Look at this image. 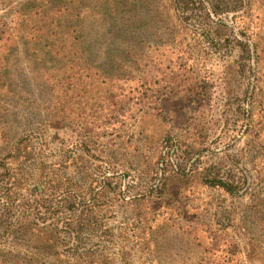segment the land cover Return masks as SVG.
<instances>
[{
	"label": "trees",
	"instance_id": "trees-1",
	"mask_svg": "<svg viewBox=\"0 0 264 264\" xmlns=\"http://www.w3.org/2000/svg\"><path fill=\"white\" fill-rule=\"evenodd\" d=\"M146 1L21 0L9 20L0 24V72L18 70L17 80L12 83H8L5 75L0 76V90L14 93V97L19 92L26 94L31 85L29 80L36 79L35 84L42 94L33 114L39 117L37 111H41L37 123H32L28 113L17 110L19 132L10 137L12 131L7 127L0 129V241L23 232L30 236L28 245L42 252L40 255H53L62 245L59 238V233H62L73 241V245L66 260L60 264H113L110 257L99 253L92 258L95 255L89 249L77 251L78 233L92 226L95 206L82 204L83 196L75 182L60 172L58 165L49 167L42 159V152L47 136L56 139L54 134L50 136L51 130L68 128L73 132L75 141L85 144V138L98 139L106 130L121 126L126 121L132 120L137 126L146 116L171 121L173 115L166 114L165 106L170 111V106L178 109L181 104L192 105L200 94L206 93V80L197 84L193 77L187 75L185 82L192 87L183 94H172L182 84V80L178 79L179 72L190 66L186 62L188 57L186 61L180 60L186 54L185 47L181 46L180 35L166 22L167 19H164V29H168L172 42L169 38L146 39L138 54V64L143 57L146 58L156 74L127 76L120 72L115 57L108 70L93 64L90 52L94 40H104L112 34L113 37L123 38L121 32L119 35L114 32L123 27L126 15L141 11L145 7L143 4L147 5ZM205 1L165 0V5L181 25L191 27L193 33L205 39L211 51L227 54L236 50L231 69L245 79V84L240 96L227 95L224 104L231 106L233 113L239 114L242 132L250 136L249 146L254 152L249 159L245 158L248 168L234 159L235 170H222L209 165L198 175L203 184L228 195L245 192L254 178L264 196V23H260L264 6L258 19L260 25L255 30L248 24L237 29L222 19L217 20L210 30L209 9ZM200 14L202 17L196 22L201 27L195 28L193 18ZM141 35L143 32L138 34V31L131 34L137 45L143 41ZM8 61L11 67L5 65ZM34 62L44 67L39 70L41 73L38 76L28 79L22 70L30 69ZM188 73L192 74V70ZM161 86L167 91L159 96ZM143 104L148 110L141 111ZM177 105L179 107H175ZM174 139L177 136L167 133L163 143H176ZM195 142L196 147L186 146L193 155L202 144L200 139ZM173 150L177 151L176 148ZM31 165H34L32 171L29 170ZM149 170L154 174L158 172L157 161L156 167ZM182 171L165 176L163 172L159 173L157 182L151 186V192L155 194V199L151 201L154 206L136 215L134 231H137L138 242L150 256L154 252L150 232L160 225L157 224L158 218H163L160 216L162 210H158L164 206L160 197L165 193L174 194L176 184H184L188 180L187 172ZM99 192L95 190L93 194ZM76 210L75 217L60 216L62 211L72 214ZM217 221V229H223L228 226L229 218L224 223ZM211 237L209 242L205 241V249L212 254L213 264H227L236 252L235 245L225 242L213 248ZM254 250L252 243H243L244 259L251 262ZM126 254L121 252L122 264H129ZM0 264L21 262L13 257L1 256Z\"/></svg>",
	"mask_w": 264,
	"mask_h": 264
},
{
	"label": "rangeland",
	"instance_id": "rangeland-1",
	"mask_svg": "<svg viewBox=\"0 0 264 264\" xmlns=\"http://www.w3.org/2000/svg\"><path fill=\"white\" fill-rule=\"evenodd\" d=\"M20 1L0 0V24L9 20ZM205 2L209 9L210 30L219 19L237 29L248 24L255 30L260 23H264L262 0ZM146 3L133 16L131 13L126 15L123 27L119 32H114L116 35L121 32L123 38L113 37L112 34L104 40H94L90 52L93 54V64L108 70L109 63L116 58L120 72L127 76L156 74L146 58L143 57L139 64L137 59L146 39L169 38L172 42L168 29H164V19H167L166 22L180 35L181 46L185 47L186 54L180 60L186 61L188 57L186 62L190 66L179 72L178 79L182 80L180 83L183 85L177 86L172 94H183L192 87L185 82L187 75L193 77L197 84L206 80L208 87L205 94H200L197 89L200 96L192 105L175 106L178 109L170 106V111L165 106L166 114L173 115V121L158 120L153 116L144 117L138 126L132 120L126 121L121 126L106 130L98 139L85 138V144L75 141L73 132L68 128L49 131L50 136L54 134L56 139L45 138L42 159L49 167L58 165V170L75 182L83 196L82 204H93L96 210L92 226L78 233L77 239L80 241L76 243L77 251L89 249L95 255L92 258H96L99 253L110 257L113 264H122V251L127 253L129 264H213L212 254L205 249V241L209 242L212 236L213 248L225 242L235 245L236 252L227 264H264V196L256 180L251 179L245 192L228 195L218 188L203 184L199 177V172L209 165L222 170H235L234 159L248 168L246 159L254 152L249 146L250 136L242 132L239 114L233 113L231 106L224 104L227 95L240 96L245 84V79L231 69L237 52L235 49L227 54L211 51L205 39L193 33L191 27H185L177 21L174 13L166 8L165 0H147ZM261 13L262 20L259 23ZM201 17L200 14L193 18L195 28L201 27L196 22ZM137 31L138 34L143 32L140 45L131 38V34ZM5 65L9 67L11 62ZM42 67L43 64L34 62L30 69L22 71L26 72L29 79L38 76ZM191 70L192 74L188 73ZM3 71L0 76L5 75L8 83L17 80L18 70ZM35 80H29L31 85L28 93L19 92L16 97L12 92L0 90V129L7 127L12 131L10 137L19 132L17 110L28 113L32 123H37L41 116L40 110L37 111L39 117L33 116L42 95ZM166 91L161 86L159 96ZM144 110L148 108L143 104L141 111ZM167 133L177 136L174 139L176 143H163ZM196 139H200L202 144L193 155L186 146L196 147ZM175 148L177 151L173 150ZM71 158L75 159V163L70 161ZM156 161L158 172L154 174L149 169L156 167ZM33 167L31 165L29 170H34ZM180 171L187 172L188 180L184 184H176L174 194L165 193L160 197L161 204L169 208L161 206L158 209L162 210L160 216L163 218H158L157 224L160 225L150 232L154 246L153 255L150 256L138 242L137 231H134L136 215L154 206L151 201L155 199V194L151 192V186L157 182L159 173L163 172L165 176ZM95 190L100 192L95 195ZM77 213V210L72 214L62 211L60 216L75 217ZM226 218H229L228 226L217 229L215 220L224 223ZM59 234L62 245L58 246V253L53 255H40L42 252L29 246V234H12L7 240L0 241V258L13 257L21 264L63 263L73 241ZM25 238H28L27 243ZM243 243H252L255 249L251 262L244 259Z\"/></svg>",
	"mask_w": 264,
	"mask_h": 264
}]
</instances>
